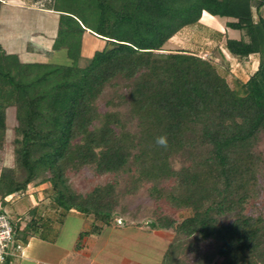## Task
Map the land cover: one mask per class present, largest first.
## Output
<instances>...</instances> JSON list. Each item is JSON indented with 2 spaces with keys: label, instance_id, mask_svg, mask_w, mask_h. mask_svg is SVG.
Segmentation results:
<instances>
[{
  "label": "trees",
  "instance_id": "trees-1",
  "mask_svg": "<svg viewBox=\"0 0 264 264\" xmlns=\"http://www.w3.org/2000/svg\"><path fill=\"white\" fill-rule=\"evenodd\" d=\"M44 1L58 14L53 49H64L70 63L24 61L0 42V151L8 110L15 120L13 164L0 166V212L12 226L11 246L23 248L32 237L55 242L72 211L89 219L77 246L111 226L117 181L82 194L67 176L94 164L98 174L127 173L129 193L149 184L154 201L178 211L154 213L148 222L150 230L171 233L158 264H264V154L256 149L264 134V0ZM203 14L230 19L225 28L248 38L211 31L212 40H223L214 48L224 66L163 48L181 30L208 28ZM85 33L104 44L79 65ZM223 50L240 61L254 55L255 69L246 79L232 76ZM118 82L137 132L118 112L99 110L107 86ZM160 136L167 148L156 144ZM30 186L46 194L54 218L37 202L12 218L5 212Z\"/></svg>",
  "mask_w": 264,
  "mask_h": 264
},
{
  "label": "rangeland",
  "instance_id": "rangeland-1",
  "mask_svg": "<svg viewBox=\"0 0 264 264\" xmlns=\"http://www.w3.org/2000/svg\"><path fill=\"white\" fill-rule=\"evenodd\" d=\"M3 1L0 5V42L8 52L17 53L20 59L24 61L49 60L62 64L70 63V59L64 49H53L58 14L43 8L44 0ZM228 20L230 19L203 14L202 21L206 23L208 28H187L181 30L172 40L165 43L163 48L167 50L188 49L202 57H212L217 60L220 66H224V61L218 48L217 50L214 48L217 43L221 49L223 40L219 41V43L212 40L210 33L214 29H221L226 31L227 36L233 38L242 37V32L225 28V22ZM243 37L248 40L246 36ZM103 44L104 41L101 38L85 33L82 37V57L78 62L79 65H84L93 51L102 48ZM223 51L226 53L225 50ZM225 58L229 62L232 76L240 79H246L257 65V59L254 55L247 61H240L227 53ZM232 76H228L229 81ZM122 91L123 89L119 82L113 85L109 84L101 99L98 100L99 110L101 112H118L126 127L131 132H137L136 119L130 113L129 104L127 102L122 103L119 100L118 96ZM14 123L15 120L12 113L8 110L7 145L0 151V166L13 164L12 145H10L12 131L10 128ZM256 149L264 154V134L261 135ZM181 164L182 160L180 157L171 161L173 169H178ZM125 174H98L95 171L94 164H87L79 171L71 169L67 171L71 186L82 194L88 193L97 185H103L109 181H117L118 205L115 219L109 229H105L97 240L96 238L93 240L95 243L93 249L97 248V251H94L93 254H97V262L100 264L104 262L108 264H132L135 261L155 262L164 249V243L155 237L153 238L150 234L141 233L138 230L145 231L150 229L148 222L152 219L154 213H166L173 217H177L178 214V211L164 199L154 201L149 196V184L140 186L135 192L129 193L127 191L129 183L127 178L125 179L128 174ZM38 190L39 188L30 186L28 195L24 197L13 196L11 201L3 207L5 212L12 218L16 214L25 212L37 202L45 216L54 218L53 210L47 208L49 199L42 190ZM88 224L89 219L83 218L75 211H72L65 217L54 244L53 242L34 237L30 242L31 244H29V251L32 253L37 252V254L46 258L57 259L60 257V264H87L92 256L78 255L75 252L68 251V249L73 242L79 239L81 231L86 229ZM113 225L121 228H114ZM159 233L163 235L162 238L165 239V242L171 237L169 231L159 230ZM98 248L103 249L98 251Z\"/></svg>",
  "mask_w": 264,
  "mask_h": 264
},
{
  "label": "crops",
  "instance_id": "crops-1",
  "mask_svg": "<svg viewBox=\"0 0 264 264\" xmlns=\"http://www.w3.org/2000/svg\"><path fill=\"white\" fill-rule=\"evenodd\" d=\"M4 1H2L3 3ZM114 228H121L120 226H117V225H113ZM110 228V226L108 227V229ZM107 229V228H106ZM137 230V229H136ZM105 231V230H104ZM103 231V232H104ZM140 231L141 233H148L150 234L153 238H157L159 239L160 241H162L164 243V249L167 245V242L169 241V239L166 240V242L164 241L165 239L162 238L163 235H161L159 233V230H145V231H141V230H138ZM100 235H90V236H87V237H84L82 240H81V244H79V246H77L78 244V240H76L75 242H73V244L71 245V247L68 249V251H72V252H75V254H78V255H83V256H92L90 259H89V262L87 264H100L97 262V254L93 252L94 251H97V248L96 249H93L94 248V242L93 240H97V238H99ZM34 238V237H32ZM32 238L29 239V241L27 242V244L22 248V251L13 259V262L12 264H60V257H58L57 259L55 258H46V257H43L41 256L40 254H37V252H30L29 251V244H31V240ZM54 244V242H53ZM39 246V245H37ZM103 248H98V251H101ZM164 249L162 250V252L164 251ZM162 252L160 253L158 259L155 260V262H139V261H135L133 262L132 264H158L159 263V260H160V257L162 255ZM92 254V255H91ZM130 262V261H129ZM102 264H108L106 262L102 263ZM121 264H124V263H121Z\"/></svg>",
  "mask_w": 264,
  "mask_h": 264
},
{
  "label": "built area",
  "instance_id": "built-area-1",
  "mask_svg": "<svg viewBox=\"0 0 264 264\" xmlns=\"http://www.w3.org/2000/svg\"><path fill=\"white\" fill-rule=\"evenodd\" d=\"M13 240L12 226L8 216L0 212V263L3 262L7 256H17L21 251V246L15 248L11 246Z\"/></svg>",
  "mask_w": 264,
  "mask_h": 264
},
{
  "label": "clouds",
  "instance_id": "clouds-1",
  "mask_svg": "<svg viewBox=\"0 0 264 264\" xmlns=\"http://www.w3.org/2000/svg\"><path fill=\"white\" fill-rule=\"evenodd\" d=\"M156 144L160 147L167 148L168 141L166 136H160L156 138Z\"/></svg>",
  "mask_w": 264,
  "mask_h": 264
}]
</instances>
